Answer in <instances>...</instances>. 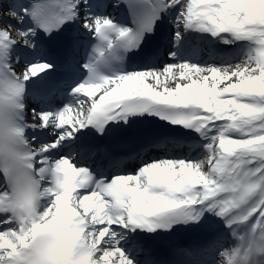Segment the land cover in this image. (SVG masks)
<instances>
[{"label":"snow or ice","instance_id":"1","mask_svg":"<svg viewBox=\"0 0 264 264\" xmlns=\"http://www.w3.org/2000/svg\"><path fill=\"white\" fill-rule=\"evenodd\" d=\"M2 11L0 264H264V0ZM191 230L213 238L152 247Z\"/></svg>","mask_w":264,"mask_h":264},{"label":"bare ground","instance_id":"2","mask_svg":"<svg viewBox=\"0 0 264 264\" xmlns=\"http://www.w3.org/2000/svg\"><path fill=\"white\" fill-rule=\"evenodd\" d=\"M0 7H6V3H5V2H2V3L0 4ZM0 12H1V8H0ZM116 15H117V13L114 14L113 16H115V17L118 18V16H116ZM5 20H6L7 22H10V23L15 24V21L8 20V18H5ZM2 23H3V21H0V24H2ZM172 147H174L172 144H168V145H166L165 148H163L162 150H160V152L156 153V155L163 154L164 152L170 150L169 148H172Z\"/></svg>","mask_w":264,"mask_h":264},{"label":"rangeland","instance_id":"3","mask_svg":"<svg viewBox=\"0 0 264 264\" xmlns=\"http://www.w3.org/2000/svg\"><path fill=\"white\" fill-rule=\"evenodd\" d=\"M0 15L7 16L8 14L6 12L1 11ZM227 241V240H226ZM226 246V245H225Z\"/></svg>","mask_w":264,"mask_h":264}]
</instances>
